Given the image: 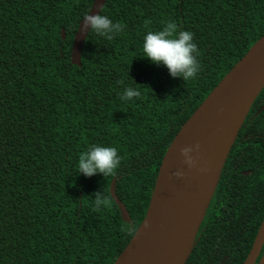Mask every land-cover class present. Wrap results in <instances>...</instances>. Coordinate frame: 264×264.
<instances>
[{"label":"trees","instance_id":"trees-1","mask_svg":"<svg viewBox=\"0 0 264 264\" xmlns=\"http://www.w3.org/2000/svg\"><path fill=\"white\" fill-rule=\"evenodd\" d=\"M93 2L0 0V264H114L175 135L264 35V0H107L100 14L122 33L109 41L90 30L73 66V38ZM167 22L193 33V79L141 57L145 33ZM126 85L140 96L121 101ZM236 138L185 264H243L252 248L264 218V144ZM91 144L117 148L113 175L78 174ZM113 179L129 223L110 196Z\"/></svg>","mask_w":264,"mask_h":264},{"label":"water","instance_id":"water-1","mask_svg":"<svg viewBox=\"0 0 264 264\" xmlns=\"http://www.w3.org/2000/svg\"><path fill=\"white\" fill-rule=\"evenodd\" d=\"M106 1L94 0L89 14L100 13ZM89 32L81 31L79 23L71 47L73 66L81 65L82 49ZM61 38L64 39L63 31ZM263 87L264 35L221 79L175 135L158 169L145 216L114 264H185L195 245L230 148ZM231 120H235L232 129L229 128ZM216 130L229 131L227 146L218 168L213 167L214 180L197 219L188 228V202L193 200V188L202 181L200 171L203 167L207 168L206 161ZM184 146H194V164L191 167L184 163L180 155L179 150ZM176 171H181L183 175H173ZM109 192L121 219L129 223V215L115 194V179ZM263 245L264 218L243 264H255ZM256 264H264V254Z\"/></svg>","mask_w":264,"mask_h":264},{"label":"clouds","instance_id":"clouds-1","mask_svg":"<svg viewBox=\"0 0 264 264\" xmlns=\"http://www.w3.org/2000/svg\"><path fill=\"white\" fill-rule=\"evenodd\" d=\"M80 30L88 32L91 30L95 34L113 40L122 33L123 25L114 22L109 16L100 14H85L80 20ZM143 55L148 61L156 66L162 65L166 68L172 78H180L187 81L195 78L200 70L197 59L198 49L193 40V33L188 30H178L173 22H167L161 29L148 31L143 36ZM140 96V91L133 85H126L119 96L123 102L133 101ZM180 155L184 163L189 167L193 166L192 153L194 146H184L180 148ZM121 163V157L114 146L104 144H91L83 151L77 162L78 174L91 177L95 174L102 176L113 175ZM173 175L180 177L181 171H176ZM95 206L99 207L102 199L99 193L94 194Z\"/></svg>","mask_w":264,"mask_h":264},{"label":"bare ground","instance_id":"bare-ground-1","mask_svg":"<svg viewBox=\"0 0 264 264\" xmlns=\"http://www.w3.org/2000/svg\"><path fill=\"white\" fill-rule=\"evenodd\" d=\"M235 125V120L229 122V128L232 129ZM229 137V131H220L216 130L214 132L213 137V145L212 149L209 152L207 157V168L203 167L201 169L202 181L195 185L193 188V200L188 202V209L189 213L186 219L188 224V228L194 223L197 219L198 212L204 202L205 196L210 190L212 186L214 177H213V170L214 168H218L224 152L227 146ZM214 167V168H213Z\"/></svg>","mask_w":264,"mask_h":264},{"label":"flooded vegetation","instance_id":"flooded-vegetation-1","mask_svg":"<svg viewBox=\"0 0 264 264\" xmlns=\"http://www.w3.org/2000/svg\"><path fill=\"white\" fill-rule=\"evenodd\" d=\"M256 98H264V95L257 96ZM264 111V99L252 106V109L248 116L245 119L244 126L242 125V130L238 133V137L236 140L240 139V144H247L249 148H256V146L260 144H264V116H260L257 118L262 112ZM243 175L250 176L252 172H243ZM264 245L260 251V254L256 260V263L259 262L260 258L264 254ZM263 252V253H262ZM255 263V264H256Z\"/></svg>","mask_w":264,"mask_h":264}]
</instances>
